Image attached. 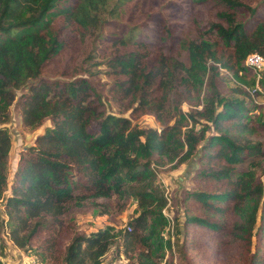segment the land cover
Here are the masks:
<instances>
[{
  "label": "trees",
  "instance_id": "trees-1",
  "mask_svg": "<svg viewBox=\"0 0 264 264\" xmlns=\"http://www.w3.org/2000/svg\"><path fill=\"white\" fill-rule=\"evenodd\" d=\"M130 1L0 0V203L8 240L25 253L42 241L45 259L62 216L86 206L122 212L133 197L130 231L107 225L85 234L66 225L62 264H101L109 251L129 264H161L166 199L151 162L195 157V187L182 200L180 262L211 259L204 242L212 233L216 248L234 243L237 260L228 264H264V181L253 168H237L264 156L262 143L250 139L264 125L251 116L264 75L250 77L244 64L250 53L264 56V0H180L195 8L185 10L188 32L168 12L183 7L177 0H149L138 19L132 8L123 14ZM119 22L123 32L114 27L106 36ZM147 29L148 41L138 37ZM101 66L110 79L106 94L94 80ZM222 70L241 85L239 98L222 94ZM204 86L212 92L199 103ZM106 101L119 112H108ZM11 108L26 128L49 125L20 152L9 182ZM143 114L167 123L141 128L133 119Z\"/></svg>",
  "mask_w": 264,
  "mask_h": 264
},
{
  "label": "rangeland",
  "instance_id": "rangeland-1",
  "mask_svg": "<svg viewBox=\"0 0 264 264\" xmlns=\"http://www.w3.org/2000/svg\"><path fill=\"white\" fill-rule=\"evenodd\" d=\"M149 0H132L126 3L123 6V14L126 11L132 8V18L138 19L142 17L144 14L145 4ZM178 3L182 4L183 7L175 8L172 5L169 6V14L171 18H178L179 21L184 23L183 30L188 32L190 29V20L192 17V13H187L185 10L188 9V12H195L194 6L188 2H181L177 0ZM190 10V11H189ZM260 14H264V8L260 12ZM153 26L160 30V19L156 18L153 21ZM114 27H117L116 33L123 32L120 22L116 23L114 26L110 24L106 28V36L111 34V30H114ZM148 35L139 30L138 37L143 40L148 41L152 38V31L147 29ZM118 37V36H117ZM104 44L109 45L111 40H104ZM74 57V56H73ZM186 56L182 55L181 59L185 60ZM54 66L57 70V63H54ZM104 69L103 66L100 67L101 72L94 76V80L98 81L99 85L102 86L103 92L106 94V88L110 84V79L102 72ZM248 74L250 77L255 76L258 79L260 76L264 75V68L261 70H253L248 68ZM222 74L219 77V89L222 94L228 98H239V93L234 92V88L238 85L230 75L226 73L224 70L221 71ZM93 78V77H92ZM255 89L259 91V95L253 94L254 102L258 104V108L255 111L251 112L252 118L255 122L263 123L264 122V90L261 92L258 84H255ZM249 91L252 92V88L248 87ZM257 91V92H258ZM211 89L207 86L203 87V92L200 94L199 103L202 102V97L206 94H211ZM195 102V103H194ZM253 102V103H254ZM107 111L118 113L119 106L111 101H106ZM191 104H197L196 100L192 101V103L181 104V109L184 112H188L190 110ZM200 109V105L197 106ZM11 118L9 122L6 123V127L9 129L12 136V146L9 154V162H8V179L9 182L12 179L13 172L16 169L17 159L21 151L25 150L29 144H34L36 136L44 131L45 126L49 125V122L44 123L43 126L37 129H30L22 126L20 117L13 111L11 108ZM124 116L128 117L129 112H125ZM133 123L137 124L141 128H154L157 130H161L162 127L167 123L166 120L159 121L154 116L150 114L139 115L136 119H133ZM172 123V121L170 122ZM169 123V124H170ZM198 127V126H197ZM184 130V128H182ZM251 141H260L262 143L264 149V125L261 126L255 133H253L250 137ZM253 158L247 159L242 164L238 165V171H247L249 169H254L256 174L261 177L264 181V156L259 158L257 161L253 162ZM151 167L156 171V180L155 184L158 188L168 196V207L167 213L173 219V225H166L163 230L164 242L161 244V253L162 262L161 264H167L169 260H172L173 264H228L231 260L232 263L237 260L234 255V243L230 242V239L226 240V244H224L221 249L216 248L214 246V235L212 233H207L205 237L204 245L207 246L206 250H212L211 259L205 255L204 258H195L193 257L189 263L180 262L178 253L180 250V246L182 244V234H183V222H184V212H183V197L186 193L190 192L195 187V182L193 177L195 176V170L198 169V163L195 161V157L192 159H188L187 161L175 165V160L169 161L165 157L154 156L151 162ZM137 213V202L133 197H129L125 201V206L122 208V212H116L115 210H111L110 213L101 215L97 210H94L88 206L83 208H76L72 212L62 216V220L66 225L70 226L77 233H85L88 234L90 232L97 231L99 229L104 228L107 225H112L116 229H123L126 227L127 222L133 218ZM236 218L233 213H227L224 218L227 217ZM5 214L3 211V207L0 203V264H21V260L25 257H35L38 260L39 264H62V246L66 243L67 240V232L65 230V226L61 230H55L49 240L50 244L53 242V246L51 249L46 250V258H41L40 249H38V245L42 244V241L37 242L34 246L37 249L31 250L29 253H25L19 248L15 247L13 243L8 240L7 233L8 229L4 227L2 220L5 219ZM206 234V233H205ZM169 241V244L166 243ZM46 244V243H45ZM230 252V255L229 253ZM113 251H109L103 258L101 264H119L126 263L129 264V260L122 254L116 259L113 258ZM193 254V253H192ZM20 260V262H19ZM210 262V263H208Z\"/></svg>",
  "mask_w": 264,
  "mask_h": 264
},
{
  "label": "built area",
  "instance_id": "built-area-1",
  "mask_svg": "<svg viewBox=\"0 0 264 264\" xmlns=\"http://www.w3.org/2000/svg\"><path fill=\"white\" fill-rule=\"evenodd\" d=\"M245 66H247L248 68H251L253 70H261L264 68V56L259 54V53H250L244 62ZM154 170V169H153ZM154 172L156 173V171L154 170ZM157 175V174H156ZM165 199H166V205L165 207L162 209V214L163 216L166 218L167 224L166 225H173V219L172 217L167 213V207H168V196L164 195ZM126 229L128 231L131 230V227L126 225ZM21 264H39L38 260L35 257H25L24 259L21 260ZM119 264H123V263H119ZM126 264V263H124Z\"/></svg>",
  "mask_w": 264,
  "mask_h": 264
},
{
  "label": "crops",
  "instance_id": "crops-1",
  "mask_svg": "<svg viewBox=\"0 0 264 264\" xmlns=\"http://www.w3.org/2000/svg\"><path fill=\"white\" fill-rule=\"evenodd\" d=\"M24 259V258H23ZM19 262H20V260H19Z\"/></svg>",
  "mask_w": 264,
  "mask_h": 264
}]
</instances>
